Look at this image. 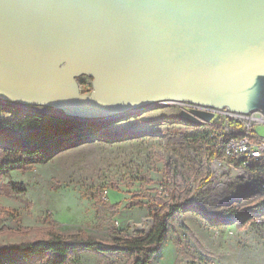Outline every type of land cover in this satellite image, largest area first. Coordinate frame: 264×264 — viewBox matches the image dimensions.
Masks as SVG:
<instances>
[{
  "label": "water",
  "instance_id": "water-1",
  "mask_svg": "<svg viewBox=\"0 0 264 264\" xmlns=\"http://www.w3.org/2000/svg\"><path fill=\"white\" fill-rule=\"evenodd\" d=\"M169 102L264 111V0H0L1 105L101 121Z\"/></svg>",
  "mask_w": 264,
  "mask_h": 264
},
{
  "label": "rangeland",
  "instance_id": "rangeland-1",
  "mask_svg": "<svg viewBox=\"0 0 264 264\" xmlns=\"http://www.w3.org/2000/svg\"><path fill=\"white\" fill-rule=\"evenodd\" d=\"M78 80L82 92H92L93 77ZM179 104L126 112L113 120L72 119L78 131L92 123L103 125L92 138L65 141L30 170L0 172V243L34 240L49 227L107 242L140 237L151 230L158 206L136 203L170 199L163 185L168 179L197 196L169 219L172 228L151 264H264V174L231 163L222 150L213 157L207 141L191 135L208 126L182 120ZM38 110L64 114L44 106ZM8 157L1 154L0 161ZM179 217L193 233L179 225ZM137 256L77 250L67 264H133ZM43 263L35 258L29 264Z\"/></svg>",
  "mask_w": 264,
  "mask_h": 264
},
{
  "label": "trees",
  "instance_id": "trees-1",
  "mask_svg": "<svg viewBox=\"0 0 264 264\" xmlns=\"http://www.w3.org/2000/svg\"><path fill=\"white\" fill-rule=\"evenodd\" d=\"M3 110L10 115L5 117L1 113ZM102 125L101 122L88 124L78 131L74 129L72 119L0 104V155H9L8 158L0 161V172H8L11 169L30 170L34 163L45 162L56 150L64 147L65 141L74 136L92 138ZM191 135L203 137L211 146L213 157L220 154L222 146L215 144L206 131L197 130ZM20 152L25 156H20ZM163 185L171 195L170 199H153L147 203H136L142 207L158 206L152 211L154 222L151 230L140 237L114 238L107 242L85 232L64 234L54 227H49L43 230V237L34 240L0 243V264H29L35 258H43V264H67L71 259V253L77 250L102 254L136 253L138 256L133 264H151L169 229L172 228L169 219L182 212L184 206L197 196V192L191 193L187 186H179L176 182L171 185L168 179L164 180ZM16 187L24 190L18 185ZM251 216L249 215L248 218ZM178 223L187 232L193 233L191 227L180 217ZM173 230L177 231L175 227ZM196 241L203 247L197 238ZM177 244L183 251L179 236Z\"/></svg>",
  "mask_w": 264,
  "mask_h": 264
},
{
  "label": "built area",
  "instance_id": "built-area-1",
  "mask_svg": "<svg viewBox=\"0 0 264 264\" xmlns=\"http://www.w3.org/2000/svg\"><path fill=\"white\" fill-rule=\"evenodd\" d=\"M180 104L190 113L195 110L214 113L211 120H205L208 126L206 133L215 144L222 146L224 157L235 165L258 169L257 173L264 174V136L255 130L257 126L264 125L263 110L246 113L189 102Z\"/></svg>",
  "mask_w": 264,
  "mask_h": 264
},
{
  "label": "bare ground",
  "instance_id": "bare-ground-1",
  "mask_svg": "<svg viewBox=\"0 0 264 264\" xmlns=\"http://www.w3.org/2000/svg\"><path fill=\"white\" fill-rule=\"evenodd\" d=\"M177 103H180V102H177ZM260 111H262V110H260V109H255V110H252V111H250V112H246V113H260ZM192 114L196 115L195 113H192ZM196 116L199 117V118H201V117L198 116V115H196ZM202 120H203V123L205 124V119L202 118ZM261 186L264 188V182H262Z\"/></svg>",
  "mask_w": 264,
  "mask_h": 264
},
{
  "label": "flooded vegetation",
  "instance_id": "flooded-vegetation-1",
  "mask_svg": "<svg viewBox=\"0 0 264 264\" xmlns=\"http://www.w3.org/2000/svg\"><path fill=\"white\" fill-rule=\"evenodd\" d=\"M180 105V104H179Z\"/></svg>",
  "mask_w": 264,
  "mask_h": 264
}]
</instances>
